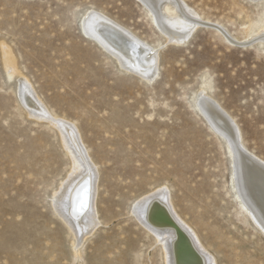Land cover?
<instances>
[{"label":"rangeland","instance_id":"374dc122","mask_svg":"<svg viewBox=\"0 0 264 264\" xmlns=\"http://www.w3.org/2000/svg\"><path fill=\"white\" fill-rule=\"evenodd\" d=\"M185 3L238 40L264 22V0ZM91 9L160 45L152 81L122 70L81 31ZM2 45L21 75H9ZM240 45L205 26L185 44L166 41L139 0H0V264H163L130 212L163 186L214 264H264V233L235 195L226 143L194 107L204 87L264 160V46ZM19 77L75 124L98 170L100 222L78 255L50 207L69 157L57 129L20 102Z\"/></svg>","mask_w":264,"mask_h":264},{"label":"bare ground","instance_id":"6f19581e","mask_svg":"<svg viewBox=\"0 0 264 264\" xmlns=\"http://www.w3.org/2000/svg\"><path fill=\"white\" fill-rule=\"evenodd\" d=\"M139 1L145 6L150 19L165 36L166 41L185 44L196 28L205 26L212 27L235 45L258 42L264 46V19L260 20L262 23L256 31L251 26L247 27V36L238 40L227 33L221 24L210 21L188 6L185 0ZM80 29L113 58L122 70L135 73L146 81L153 80L158 70L159 44L153 45L96 9L88 10L81 16ZM2 53L9 75H21L9 50L3 45ZM15 92L30 116L40 121L45 120L57 129L61 146L68 154L69 171L53 191L50 207L71 235L73 253L78 255V247L100 222L95 208L98 170L73 122L50 110L38 98L26 78L19 77ZM194 107L208 127L226 143L231 155L235 195L241 207L264 233V160L246 148L233 119L204 87L194 96ZM163 187L136 198L130 207L136 221L153 235L160 246L163 264H214L213 256L202 245L196 233L175 212L169 192Z\"/></svg>","mask_w":264,"mask_h":264},{"label":"water","instance_id":"95a60500","mask_svg":"<svg viewBox=\"0 0 264 264\" xmlns=\"http://www.w3.org/2000/svg\"><path fill=\"white\" fill-rule=\"evenodd\" d=\"M236 45H239V44H236ZM240 46H242V45H240ZM133 74H135V73H133ZM137 75V74H136Z\"/></svg>","mask_w":264,"mask_h":264}]
</instances>
